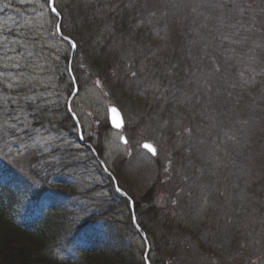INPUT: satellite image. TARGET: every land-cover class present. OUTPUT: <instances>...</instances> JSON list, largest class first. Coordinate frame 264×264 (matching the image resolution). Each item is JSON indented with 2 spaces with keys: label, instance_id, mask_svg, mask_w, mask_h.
<instances>
[{
  "label": "rangeland",
  "instance_id": "obj_1",
  "mask_svg": "<svg viewBox=\"0 0 264 264\" xmlns=\"http://www.w3.org/2000/svg\"><path fill=\"white\" fill-rule=\"evenodd\" d=\"M61 1L57 17L48 0H0V109H9L0 122L19 97L32 126L51 137L49 152L24 160L16 135L0 130V192L14 191L19 219L48 208L75 225L96 215L73 246L55 251L71 262L105 239L136 264H264V0H113L127 28L112 22L84 47L69 37L71 0ZM95 59L112 61L103 76ZM20 71L43 83L9 89ZM112 105L125 118L121 132L105 128ZM171 218L173 231L164 226ZM176 246L180 260L169 257Z\"/></svg>",
  "mask_w": 264,
  "mask_h": 264
},
{
  "label": "trees",
  "instance_id": "obj_2",
  "mask_svg": "<svg viewBox=\"0 0 264 264\" xmlns=\"http://www.w3.org/2000/svg\"><path fill=\"white\" fill-rule=\"evenodd\" d=\"M113 2V0H71L72 4L65 7L66 21L68 25L74 27L75 33L69 37L72 40L82 38L81 47H84L85 43L98 39L106 26L113 25L112 22H120L126 29L127 24H124V18H120V13L114 9ZM56 3L62 6L61 0H56ZM61 31L63 35L66 33L64 26ZM95 60L97 65L94 68L98 71L97 75L103 76L109 71L112 61L108 60V64L105 62L103 64L100 60ZM105 128L110 129L108 125ZM100 155L101 153L98 152L99 157ZM59 190L63 193L68 188L59 186ZM149 191L148 196L145 197L147 203H150L154 197L153 190ZM122 200L126 202L124 197ZM15 203L14 191L8 186L3 187L0 192V264H136L133 263L135 260L132 255H128L122 249L113 250L105 239L95 240L80 252L79 259L73 262L61 260L55 255V251L73 246L80 231L98 221L97 216L92 215L85 219L83 224L75 225L61 209L48 208V211L37 219L24 222L19 219L15 211ZM134 207L138 214L139 206L134 203ZM151 209L153 206L147 211L150 212ZM139 214L141 215V212ZM172 220V218L167 219L164 223L170 231L174 230L173 225L170 224ZM176 227L179 228L178 225ZM179 254L177 247L176 252L170 253L169 257L176 260Z\"/></svg>",
  "mask_w": 264,
  "mask_h": 264
},
{
  "label": "snow or ice",
  "instance_id": "obj_3",
  "mask_svg": "<svg viewBox=\"0 0 264 264\" xmlns=\"http://www.w3.org/2000/svg\"><path fill=\"white\" fill-rule=\"evenodd\" d=\"M48 3L51 5V10L56 14L59 15V13L57 12V9L55 7V0H48ZM9 5L5 4L4 7L7 8ZM58 31H60V29L58 28ZM53 35H56V33H53ZM63 39L65 41H67L71 47L75 48L77 45L71 41V39L67 36H63ZM16 43L15 41H8L6 38L4 40V44L6 45H11ZM2 46V45H0ZM12 51H15V49H10ZM6 55V54H5ZM29 55H31V53H29ZM20 57H23V53L20 54ZM8 59H11L13 61L14 67H16L17 69H22V67H24L25 65L21 64L20 58L18 57H8ZM7 67V65H5ZM36 67H41V65H36ZM133 75H135V73H133ZM33 80H38L39 83H43L42 80H39L38 77H36L35 75H28L27 73L20 71L19 74L17 76L14 77H9L8 78V84L7 87L9 89H16V88H22L27 84H32V86L34 87L35 85L33 84ZM99 83V82H97ZM72 85L73 87H75L76 85V80L73 77L72 78ZM77 94H78V88H75ZM71 94V93H70ZM5 104H7L8 102V98L5 97ZM22 99L26 102V103H31V104H35L37 96L34 95H27L25 94ZM12 104L16 105L15 109H12L11 112V116L8 119H4L2 122H0V130H10L12 131L17 139L19 140V146L17 147V153L18 155L23 158L24 160H28L29 157H36V149H40L42 152H49V148L45 147V145L49 144L51 137H45L43 136L38 129H35L32 124L30 123L29 119L27 116L24 115L25 112V104H21L20 102V98L19 97H15L12 98L10 101ZM40 105L37 104L36 108L39 109ZM111 111L113 113H115L117 110L115 108H112ZM8 112L9 109H7V107L0 109V115L7 117L8 116ZM75 119V117H73ZM9 120L11 122H9ZM113 123L115 124V126L117 128L120 127V124L118 122H116L115 120L113 121ZM32 133H35V135H32ZM24 136H27L28 139L25 140ZM125 143H127V141L125 140ZM145 147H148L147 145H145ZM53 159H55V157H53ZM59 162V161H58ZM37 161L36 160H32L29 163V167L30 168H35ZM25 175H27V173H25ZM35 183V182H33ZM117 192H121V189L119 187H117L116 189Z\"/></svg>",
  "mask_w": 264,
  "mask_h": 264
},
{
  "label": "water",
  "instance_id": "obj_4",
  "mask_svg": "<svg viewBox=\"0 0 264 264\" xmlns=\"http://www.w3.org/2000/svg\"><path fill=\"white\" fill-rule=\"evenodd\" d=\"M112 108H115L117 111L115 113H113L111 111ZM108 116H109V124H110V127L114 128L116 130H119V131L124 129L125 119H124V117L122 116L120 110L117 107L112 106L109 109V111H108ZM114 120L120 124V127L119 128H117L115 126V124L113 123ZM125 140L127 141V139L123 137V139H122L123 144H125ZM145 145H147L148 147H145ZM142 148L145 149V150H147L148 152H150L153 156H156V154H157V149L151 143H149V142L148 143H143L142 144ZM134 220L136 222V218H134ZM148 251H149V246L147 248V252Z\"/></svg>",
  "mask_w": 264,
  "mask_h": 264
}]
</instances>
